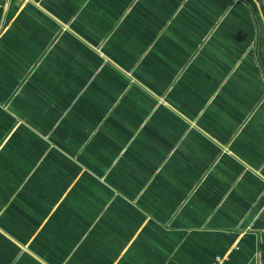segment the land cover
<instances>
[{"label":"crops","instance_id":"0c3cea01","mask_svg":"<svg viewBox=\"0 0 264 264\" xmlns=\"http://www.w3.org/2000/svg\"><path fill=\"white\" fill-rule=\"evenodd\" d=\"M1 8L0 264H264L245 0Z\"/></svg>","mask_w":264,"mask_h":264},{"label":"trees","instance_id":"16d2710c","mask_svg":"<svg viewBox=\"0 0 264 264\" xmlns=\"http://www.w3.org/2000/svg\"><path fill=\"white\" fill-rule=\"evenodd\" d=\"M32 1H38V0H32ZM245 1H246V5L248 6L249 10L253 14L256 22L259 25L260 34H259V44L258 45L260 47V51H259L258 57H259L260 67H261V70H262L263 75H264V58H263V53L261 51L262 43H263V23H262V19L259 16L258 10H257L256 5L253 2V0H245ZM258 2L260 4L262 12L264 14V0H258ZM1 14H2V8L0 7V20H1Z\"/></svg>","mask_w":264,"mask_h":264},{"label":"built area","instance_id":"2783aa9c","mask_svg":"<svg viewBox=\"0 0 264 264\" xmlns=\"http://www.w3.org/2000/svg\"><path fill=\"white\" fill-rule=\"evenodd\" d=\"M15 0H0V7H2V5L4 3H11ZM225 259V256L223 255H217L214 257L212 264H222L223 260Z\"/></svg>","mask_w":264,"mask_h":264},{"label":"water","instance_id":"95a60500","mask_svg":"<svg viewBox=\"0 0 264 264\" xmlns=\"http://www.w3.org/2000/svg\"><path fill=\"white\" fill-rule=\"evenodd\" d=\"M253 2L256 5V8H257L258 13H259V16L262 19V23H263V53H264V14L262 12V9H261V6H260L258 0H253Z\"/></svg>","mask_w":264,"mask_h":264}]
</instances>
